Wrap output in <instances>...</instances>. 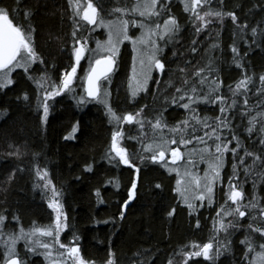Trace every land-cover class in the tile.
<instances>
[{
  "label": "trees",
  "instance_id": "trees-1",
  "mask_svg": "<svg viewBox=\"0 0 264 264\" xmlns=\"http://www.w3.org/2000/svg\"><path fill=\"white\" fill-rule=\"evenodd\" d=\"M3 4L15 10L16 20L23 18L25 26L35 28V44L45 58L43 65H32L29 73L24 70L15 72V83L0 91V214L9 217L5 221L7 230L18 233L20 227L28 230L53 222L54 211L48 205L51 195L48 190L38 186L41 181L35 168L39 165L41 169L48 168L53 183L62 193L61 201L68 214L69 224L62 240L70 243L73 236L78 237L82 254L96 263L103 264L111 249L115 251L119 264H145V261L146 264H167L169 257L179 253L185 245L191 242L204 243L212 238L216 211L226 197L222 193L223 186L216 193V203L200 209V226L196 227L197 216L188 214L187 206L182 204L175 191V173L160 163L135 158L136 154L147 155L141 153L136 139H126L124 145L134 155L133 162L141 169L138 192L125 210L123 219H120L121 204L127 198L135 170L128 165L109 163L105 158L116 128L104 105L89 99L88 104L78 103L66 92L57 96L55 102L49 101V115L45 123L42 109L38 108L37 103L40 89L29 78L30 75H40L39 72H32V68L46 67L47 74L56 80L58 76L62 77L64 68L73 62L70 47L74 22L67 0H3ZM211 6L236 11L241 21L247 20L250 27L264 20V0H222V4L219 0H212ZM174 8H177L176 17L181 29L176 39L168 43L165 73L152 77L147 91L139 94L135 100L129 92L130 74L126 71L127 66L112 75L110 101L117 114L134 112L144 105L147 106L146 113L159 110L165 106L164 98L174 94L175 88L179 86L182 76L179 69H184L191 77L195 68L205 65L209 58L214 61L215 73L224 81L222 91L231 96L227 86H234V82L241 78L242 71L232 60L231 45L234 40L241 54L246 53L244 62L248 71L264 74V42L257 41L249 48L248 43L236 34L237 29L230 17H224L222 22L213 19L209 29L197 36L189 19L190 14L185 12L183 4L173 1L171 9ZM29 10L32 12L30 18L25 16ZM247 35L255 40L250 32ZM193 39L197 40V53L190 52ZM212 44L218 47L213 49ZM124 50V60H127V48ZM185 61L190 63L186 64ZM25 92L28 94L27 100L24 99ZM198 107L201 116L218 115L215 105ZM186 115V110L175 105L164 112L170 125L184 119ZM77 122L79 129L74 133L75 139L68 138ZM234 123L241 143L251 149L258 136L249 137L243 131L246 121L237 119ZM122 127L127 137L139 135L134 124H123ZM259 147L257 144V150ZM15 151L19 155L11 154ZM234 163L240 168L229 152L223 172L225 184L232 175ZM87 164L92 165L91 171L85 168ZM14 169L20 170L16 171L15 178L9 183L6 178ZM239 174L243 178L242 170ZM252 179L250 177L244 183L249 198H252ZM109 180L113 183H107ZM117 180L119 188L114 186ZM97 189L100 190L99 200ZM256 193L264 204V179L257 180ZM173 207L176 213L169 217L167 213ZM13 216L18 219L13 220ZM105 220L109 222L104 223ZM248 222L250 217L240 220V227L229 236L231 250L223 253L215 264L249 263V257L243 256L244 246L240 244L247 234L245 225ZM219 239L223 241L224 235L221 234ZM23 244L19 243L21 255L27 251ZM4 254L5 248L0 243V264H3ZM175 259L179 261L180 256L176 255ZM194 260L198 264H213L202 257ZM27 261L28 264L44 263L39 252L29 254ZM189 264H193V260Z\"/></svg>",
  "mask_w": 264,
  "mask_h": 264
},
{
  "label": "snow or ice",
  "instance_id": "snow-or-ice-1",
  "mask_svg": "<svg viewBox=\"0 0 264 264\" xmlns=\"http://www.w3.org/2000/svg\"><path fill=\"white\" fill-rule=\"evenodd\" d=\"M219 2L222 4V0ZM67 3L71 8L74 22L70 47L74 62L64 68L62 77L58 76L56 80H52L47 74L46 67L32 68V72H39L40 75L29 76L40 89L37 103L38 108L42 109V120L47 122L49 101L55 102L57 96L74 90L73 84L78 78L77 70L80 63L85 54L91 51L88 70L81 78L85 95L79 97L78 103H84L88 98H92L104 104L111 121L117 125L105 158L109 163L128 165L135 170L127 198L121 204L120 219H123L125 210L137 196L141 171L133 162L134 155L124 145L126 139L138 140L141 153L147 154L146 156L136 154L135 158L141 161L147 159L153 163H160L169 171L177 173H180V168L176 166V162L185 161L187 166L183 173H180L175 191L187 206L189 215L197 216L196 227L200 226L199 209L205 206V201L209 206L212 205L217 185L222 186L225 183L222 169L226 155L231 152L233 160L238 162L240 168L237 163L232 165V175L227 180L226 199L220 204L213 220L212 238L204 243L191 242L185 245L179 253L169 257L167 264H189L193 258L200 257L215 264L223 253L231 250L229 236L240 227V220L245 217H250V222L245 225L247 234L240 241L244 246L243 256L247 258L255 253V258L250 264H264V204L260 202L262 198L256 193L257 180L264 179V74L257 75L248 71L244 62L246 53L241 54V49L234 40L231 45L232 60L242 71L241 78L234 82V86H227L231 96L222 91L225 87L224 81L215 73L214 61L209 58L205 65L195 68L191 77L184 69H179L182 73L179 86L175 88L174 94L164 98L165 106L159 110H150L149 114L145 112L147 106L144 105L134 112L117 114L109 102L110 93L107 88L102 87L101 82L110 81L111 73L116 67V58L119 56V46L124 41L131 42L133 49L139 54L138 61L134 58L130 81L133 100L141 92L147 91L148 82L152 79L154 71L159 74L165 73L164 49L170 41L176 39L181 29L179 20L171 13L172 0H135L131 5L113 9L116 18L107 22L101 17V6L94 0H67ZM211 3L212 0H183V8L190 14L189 19L197 36L209 29L213 19L222 22L224 17H230L237 29L236 34L248 43L249 48L257 41L264 42V20L250 27L247 20L241 21L236 11H225L223 7L214 8ZM16 9H19L18 2ZM14 11L11 6L4 5L3 0H0V91L8 89L15 83L12 78L15 69L22 68L25 73H29L32 65L45 63L44 56L35 44V28L14 22ZM31 15L30 10L25 13L28 18ZM137 17L163 18V22L154 19L148 24ZM134 24H139L142 29L139 36L129 34V26ZM96 26L107 27L108 38L104 42L97 40L96 48L90 50L88 45L90 37L85 33L94 30ZM248 32L255 40L248 37ZM211 47L216 49L218 45L212 44ZM190 52H198L195 39L191 41ZM24 99H28L26 92ZM173 105L186 110L187 115L170 125L164 112ZM206 105H215L218 115L201 116L198 106ZM237 119L241 122L246 121L243 131L249 137L258 136L251 149L248 145L242 144L241 137L236 134L234 121ZM123 124H134L139 135L127 137ZM78 129L79 122L73 127L68 138L75 139L74 133ZM257 144L260 146L259 150L256 148ZM189 145L192 147L188 148V154L185 156L181 146L187 148ZM11 154L19 155V152ZM206 157L208 169L200 175L195 171L197 167L195 160L205 161ZM85 168L91 171L92 165L87 164ZM18 170L20 169H14L8 174L7 182L10 183L15 178ZM241 170L244 173L243 178L239 174ZM35 172L41 181L38 186L51 192L48 205L53 209L55 219L48 226H35L27 231L20 227L17 233L7 230L5 221L9 217L0 214V243L5 248L3 264H28L27 257L29 254H36L38 249H43V255L50 264H96L94 259L85 258L82 254L78 237L73 236L72 242L68 244L61 241V233L69 228L68 214L61 202L62 193L53 183L47 167L41 169L36 165ZM250 177L253 178L252 198H249L244 190V183ZM107 183L112 184L113 181L109 180ZM114 186L120 187L118 180ZM96 193L99 200L100 190L97 189ZM175 213L176 208L173 207L167 214L171 217ZM229 217L231 219H228ZM12 219L17 220L18 217L13 216ZM221 234L224 235L223 241L219 239ZM20 240L25 241L27 249L23 255L17 251V242ZM257 248L260 250L257 251ZM176 255L180 256L179 261L175 259ZM103 264H119L114 250L109 249ZM193 264H198V261L193 260ZM242 264L245 262L242 261Z\"/></svg>",
  "mask_w": 264,
  "mask_h": 264
},
{
  "label": "flooded vegetation",
  "instance_id": "flooded-vegetation-1",
  "mask_svg": "<svg viewBox=\"0 0 264 264\" xmlns=\"http://www.w3.org/2000/svg\"><path fill=\"white\" fill-rule=\"evenodd\" d=\"M173 1H175L177 4L179 2L182 3L181 0H172V2ZM94 2H97L99 4V6H101V8H102L101 17H102V19L105 22H107V21L115 20V18H116L115 14L112 11L113 9H115L117 7L124 6V5H131L132 3L135 2V0H94ZM176 12H177V8L171 9V13L174 14L175 16H176ZM164 18H166V17H164ZM137 19H142V20H144L145 23H148V24H151L154 19L155 20H159V22H161V23L163 22V18H155V17H153V18L137 17ZM14 22L24 25V20H23V18H20V17H19V20H16L15 17H14ZM138 30H141L139 24H134V25H130L129 26V34H135L136 35ZM81 31H83V29H81ZM85 34L89 35V37H90V39L88 40V45H90V44L93 43V41L96 38L98 39V38H102V37L105 36V28L103 26H96V27H94V30H91V31H89V32H87ZM124 48H127V51H126L127 54H128V56H127L128 59L127 60H124V51H125ZM167 52L168 51H167V47H166L164 49V52H163V57L164 58L166 57ZM86 56H87V53L85 54V58L81 61L80 67L77 70V77L78 78L84 77L85 73L88 70V65H87V62H86L87 61L86 60ZM134 58L137 60L136 52L133 49L131 42L125 41L123 43L122 47L119 49V56L116 58V67H115L114 71L111 74L110 81L106 82L108 88H110V86L112 85V82H111V79L113 77L112 75L116 74V73H119V71H121V68H126V66H127V70L126 71H128L129 74H130V72H132ZM73 62H74V59H73ZM165 63H166V60H165ZM166 69H167V64H166ZM19 70H23V69L22 68H17L13 72V74L15 72L19 71ZM156 74H159V73L157 71H154L152 73V77H154ZM102 82L104 83L105 81H102ZM149 84H150V82H149ZM91 102H93V101H91ZM222 186H223L222 187V193L225 195L226 194L225 191H227V184L224 183V185H222ZM220 187H221V185H217V188H216V191H215V200H216V197H218V194H216L217 191L221 190ZM225 199H226V197H224V200ZM214 202L216 203V201H214ZM197 203H199V201ZM182 204H183V202H182ZM213 204L210 205V206H213ZM210 206L207 204V202H205V206L200 208V209H203V208H206V207L209 208ZM200 209H199V212H200ZM188 214H189V212H188ZM194 259H196V258H194ZM202 259L206 260L203 257H202Z\"/></svg>",
  "mask_w": 264,
  "mask_h": 264
},
{
  "label": "rangeland",
  "instance_id": "rangeland-1",
  "mask_svg": "<svg viewBox=\"0 0 264 264\" xmlns=\"http://www.w3.org/2000/svg\"><path fill=\"white\" fill-rule=\"evenodd\" d=\"M182 1V3H183V0H181ZM105 28V36L104 37H102V38H96L94 41H93V43L92 44H90L89 45V48H90V50L91 49H95L96 48V41L97 40H99V41H101V42H104V41H106L107 40V38H108V29H107V27H104ZM142 31V29L141 30H138L137 31V33H136V36H139L140 35V32ZM125 42V41H124ZM123 42V43H124ZM123 43H121L120 44V46H119V49L122 47V45H123ZM136 52V58H137V61H138V59H139V54H138V52L137 51H135ZM91 56V51H89L88 53H87V56H86V62H87V65H88V60H89V57ZM16 70V69H15ZM14 70V71H15ZM13 71V72H14ZM12 78H13V73H12ZM82 77H80V78H77V80L76 81H74V84H73V91H71V92H67L70 96H72V97H74L77 101H78V99H79V97L80 96H83V95H85V89H84V87H83V82L81 81L82 79H81ZM130 80H129V92H130V96H132L131 95V88H130V81H131V79H132V72H130ZM149 82H150V80H149ZM149 82H148V86H149ZM102 87L103 88H107V90H108V92H109V88L107 87V83L106 82H102ZM110 93V92H109ZM108 99H109V102H110V104H111V101H110V96L108 97ZM88 102H89V100H87L86 102H84L85 104H88ZM96 102H98V103H100V104H102V105H104L103 103H101V102H99V101H96ZM83 103V104H84ZM111 106H112V104H111ZM105 107V106H104ZM113 108V107H112ZM108 113V112H107ZM109 115V114H108ZM109 118H110V116H109ZM110 120H111V118H110ZM112 122V124L114 125V127L115 128H117V125H116V123L114 122V121H111ZM165 131H167V130H165ZM147 142V141H146ZM173 147H175V145H172ZM192 147V145H189V146H187V148H185L184 146H181V150L185 153V156H187V154H188V148H191ZM195 163H196V165H197V167H196V169H195V171H198L199 173H200V175H203V173H204V171L205 170H207L208 169V163H207V157L205 158V161H199L198 159H196L195 160ZM169 164L171 165V161H169ZM225 165H226V157H225V163H224V167H223V169H222V176H223V172H224V168H225ZM176 166L177 167H179L180 168V173H183V171H184V168L187 166L186 165V163H185V161H183V160H181V161H177L176 162ZM169 171V170H168ZM172 172V171H171ZM173 173H175V175H176V178H177V180L180 178V173H177V172H173ZM176 187H177V183H176ZM49 193H50V195H51V192L50 191H48ZM225 193H226V191H225ZM51 197H49V199H50ZM48 199V200H49ZM62 202V201H61ZM198 202V201H197ZM206 202V201H205ZM54 219H55V214H54ZM54 219H53V221H54ZM27 231V230H26ZM64 233V232H63ZM63 233H61V236H60V239H61V241L63 242V243H65V244H68V243H66V242H64L63 240H62V235H63ZM42 239H47V238H43L42 237ZM20 242H23L24 244H23V247L26 249V247H25V241L24 240H20V241H18L17 242V251L18 252H20V249H19V243ZM4 246V245H3ZM257 251H259L260 249L259 248H257L256 249ZM37 252H39L40 253V255H42V257H43V261H44V263L43 264H50V262H49V260L43 255V249H38V251ZM21 253V252H20ZM254 258H255V253H253L251 256H249V263L248 264H250V262L252 261V260H254ZM96 264H99V263H96Z\"/></svg>",
  "mask_w": 264,
  "mask_h": 264
},
{
  "label": "water",
  "instance_id": "water-1",
  "mask_svg": "<svg viewBox=\"0 0 264 264\" xmlns=\"http://www.w3.org/2000/svg\"><path fill=\"white\" fill-rule=\"evenodd\" d=\"M112 74V73H111ZM90 100H93L92 98H89Z\"/></svg>",
  "mask_w": 264,
  "mask_h": 264
}]
</instances>
